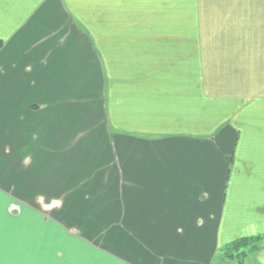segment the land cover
<instances>
[{
  "label": "crops",
  "instance_id": "crops-1",
  "mask_svg": "<svg viewBox=\"0 0 264 264\" xmlns=\"http://www.w3.org/2000/svg\"><path fill=\"white\" fill-rule=\"evenodd\" d=\"M51 192L108 264H264V0H0V201Z\"/></svg>",
  "mask_w": 264,
  "mask_h": 264
},
{
  "label": "rangeland",
  "instance_id": "rangeland-1",
  "mask_svg": "<svg viewBox=\"0 0 264 264\" xmlns=\"http://www.w3.org/2000/svg\"><path fill=\"white\" fill-rule=\"evenodd\" d=\"M41 196L42 194H38V197ZM44 196H46L45 199L3 201L8 209L11 208L10 214L14 222V229L16 222L20 223L21 221L20 209L29 208L26 256L21 258L18 251L17 258L15 255L12 264H108L107 256L102 252L106 251V247L102 245V237L106 235V232H88L84 229V221H81V218L89 220L91 215H83L84 217L80 215L81 218L79 215L72 216V214H68L67 207L70 201L51 197L54 196L52 192L45 193ZM3 202L0 201V204ZM82 202H84L82 207L87 206L88 208L90 207L88 204L96 206L94 202L97 201ZM259 242L256 243V246ZM256 251H251L248 255ZM228 261L237 262V260Z\"/></svg>",
  "mask_w": 264,
  "mask_h": 264
},
{
  "label": "trees",
  "instance_id": "trees-1",
  "mask_svg": "<svg viewBox=\"0 0 264 264\" xmlns=\"http://www.w3.org/2000/svg\"><path fill=\"white\" fill-rule=\"evenodd\" d=\"M260 238H242L226 246L224 254L228 260H237L239 264H244L249 252L258 250L256 246Z\"/></svg>",
  "mask_w": 264,
  "mask_h": 264
}]
</instances>
